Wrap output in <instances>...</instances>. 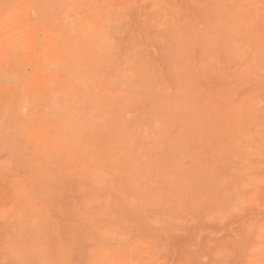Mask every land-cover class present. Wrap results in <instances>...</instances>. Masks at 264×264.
<instances>
[{
    "label": "rangeland",
    "instance_id": "obj_1",
    "mask_svg": "<svg viewBox=\"0 0 264 264\" xmlns=\"http://www.w3.org/2000/svg\"><path fill=\"white\" fill-rule=\"evenodd\" d=\"M0 264H264V0H0Z\"/></svg>",
    "mask_w": 264,
    "mask_h": 264
},
{
    "label": "bare ground",
    "instance_id": "obj_2",
    "mask_svg": "<svg viewBox=\"0 0 264 264\" xmlns=\"http://www.w3.org/2000/svg\"><path fill=\"white\" fill-rule=\"evenodd\" d=\"M119 82V81H118ZM116 84V83H115ZM83 88V87H82ZM128 91V90H127ZM87 92V91H86ZM89 92V91H88ZM152 96H155V95H152ZM143 99V98H142ZM149 99H151L150 97H149ZM117 100V99H116ZM157 100V99H156ZM159 100V99H158ZM149 101V100H148ZM151 101V100H150ZM163 101V100H162ZM68 102V101H67ZM146 103V102H145ZM153 103V102H152ZM134 104V103H133ZM164 104H165V102H164ZM122 105V104H121ZM168 104H166V106H167ZM172 105H174V103L172 104ZM160 106V105H159ZM159 106H158V108H159ZM119 107V106H118ZM163 107H165V106H163ZM131 108V107H130ZM154 109V108H153ZM165 109V108H164ZM170 109V108H169ZM124 110V109H123ZM148 110V109H147ZM152 110V109H151ZM168 109H166V111H167ZM164 111V110H163ZM171 111V110H170ZM174 111V110H173ZM119 112V111H118ZM119 113H121V112H119ZM132 113V112H131ZM137 113V112H136ZM169 113V112H168ZM180 113V112H179ZM94 115V114H93ZM127 115V114H126ZM145 116V115H144ZM178 116V115H177ZM157 117V116H156ZM118 118V117H117ZM166 118H169V117H166ZM122 119V118H121ZM151 119V118H150ZM145 120V119H144ZM155 121V120H154ZM156 121H158V120H156ZM95 123V122H94ZM149 123V122H148ZM153 126V125H152ZM144 129V128H143ZM140 130V129H139ZM153 131V130H152ZM119 134V133H118ZM91 136V135H90ZM144 139V138H143ZM83 142V141H82ZM81 142V143H82ZM80 143V144H81ZM84 143V142H83ZM86 143V142H85ZM92 143V142H91ZM87 145V144H86ZM158 145V144H157ZM160 147V146H159ZM88 149V148H87ZM133 149V148H132ZM143 149V148H142ZM112 154V153H111ZM131 158V157H130ZM122 159V158H121ZM157 162V161H156ZM119 165V164H118ZM98 167V166H97ZM181 168V167H180ZM101 173V172H100ZM99 174V173H98ZM102 174V173H101ZM151 174V173H150ZM168 177V176H167ZM136 180V179H135ZM175 182V181H174ZM151 184V183H150ZM175 184V183H174ZM137 186H139V185H137ZM228 189H229V187H228ZM237 192V191H236ZM132 196V195H131ZM130 196V197H131ZM168 199V198H167ZM163 201V200H162ZM240 202V201H239ZM163 204V203H162ZM28 230V229H27Z\"/></svg>",
    "mask_w": 264,
    "mask_h": 264
}]
</instances>
